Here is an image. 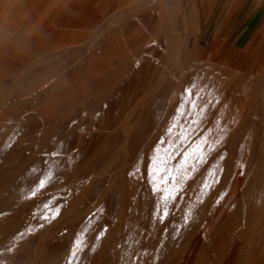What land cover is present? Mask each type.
<instances>
[{
    "label": "rangeland",
    "instance_id": "1",
    "mask_svg": "<svg viewBox=\"0 0 264 264\" xmlns=\"http://www.w3.org/2000/svg\"><path fill=\"white\" fill-rule=\"evenodd\" d=\"M42 1L0 0V97L24 91L50 65L58 72L69 58L82 65L61 85L41 89L45 93L35 99L37 107L16 106L0 115V195L17 189L15 172L4 168L8 157L1 145L7 135L11 142L5 154H17L19 177L26 180L41 167L51 175L45 184L53 186L0 209V264H69L77 237L83 246L74 264H247L237 252L230 253L236 242L245 251L259 234L264 237V0H171V47L163 32L157 34L164 72L146 89L132 71L118 77L122 61H130L135 21H143L141 0H102L101 11L105 9L95 23L93 5L100 0H85L76 18L65 10L74 0ZM39 3L44 6L34 15ZM62 13L64 21L77 25H56L54 19ZM80 18H90V27L81 25ZM51 26L54 34L42 36ZM24 28L37 31L30 33L31 40L19 41L14 32ZM43 46L50 52L59 46L63 60L43 59ZM70 46L76 49L68 53ZM24 71L30 72L17 88L15 81ZM161 85L169 94L163 99L169 110L165 105L147 132H140L154 108V98L143 95ZM82 95L100 99L93 113L76 121L89 140L87 149L75 148L69 160L67 153L53 156L44 150L55 144V130L48 129L35 142L29 139L26 125L38 114L34 119L26 114L39 107L46 115ZM193 99L197 108L191 107ZM16 123L26 125L17 129ZM172 125L178 127L169 134ZM181 132L186 140L178 139ZM101 135L106 137L98 139ZM149 162L155 173L151 179ZM165 196L170 197L169 215L161 220ZM25 205V213L16 217L24 219L20 239L4 244L2 221ZM68 235L69 244L53 250Z\"/></svg>",
    "mask_w": 264,
    "mask_h": 264
},
{
    "label": "bare ground",
    "instance_id": "2",
    "mask_svg": "<svg viewBox=\"0 0 264 264\" xmlns=\"http://www.w3.org/2000/svg\"><path fill=\"white\" fill-rule=\"evenodd\" d=\"M43 1L46 2L47 0H43ZM50 1H52V0H50ZM84 2H85V0H74L65 8V10L67 9V11L71 12V14L74 17H75V15L77 17V15H81V13H78V14H76V13L80 12L81 9L86 6V5L83 6ZM101 3H102V0L98 1L95 5H93L94 6L93 8H95V15H94L93 19H91L92 20L91 22L95 23V20H97L96 22L99 21V18L102 15L103 9H105V8L102 7L103 9L101 11V6H102ZM110 5H112V4H110ZM138 5L140 6V3H138ZM43 6H44L43 4L41 5V3H39L38 4V8L35 9V11L32 12V13H34V15H37L41 11ZM136 6H137V4H136ZM117 7H118V5H117ZM141 7H144V8H141L142 9L141 12H144L143 21H140V20L136 19V21H135L136 22L135 23L136 31H134V35H133L132 39L129 41V43H130V52H131L130 53L131 56L129 57L130 61L127 62V60H126L127 58L125 59L126 61H124V62L122 61V64L120 65V70L118 72V77H120V76L124 77V75H126V73L132 71V74H133L134 78L138 81L139 87L142 88V89H146L147 86L149 85V83H153L155 81H158V79L160 78V76L164 72L161 69L163 67H162V64L159 62V56L157 54L158 48H159V45H158V42H157V34H159V32H163L165 34L164 39H165V41L167 43L166 46H168L170 48L171 46H170V42H169V32L171 30V18L173 17V14H172V11H171V8H172L171 7V0H141ZM65 15L66 14H64V13H62V16L60 14L57 15L56 19H54L55 20L54 22H56V25H58L59 23L62 24L63 27H66L68 25H73V26L77 25L76 23L72 22V19H71L70 22L67 21V20L64 21L63 17ZM69 16H70V13H69ZM136 16H137L136 18H138V19H140L142 17L141 16L139 18L140 15H136ZM174 16H176V14ZM81 18H80L81 25H83L84 27H90L91 22L88 21L90 18H88V19H85V18L81 19ZM155 18H156V23L155 24H157V25L152 24L153 20L155 21ZM122 22H124V21H122ZM176 23L178 24V22H176ZM46 25H48V23H46ZM159 26H160V28H159ZM80 27H82V26H79V28ZM34 30H33V32H34ZM53 30L54 29L52 28V26L48 27V29H45V32H43L42 36L46 35V33L49 34V35L50 34H54ZM35 31H37V30H35ZM33 32L32 33L28 32L29 33L28 34L27 33V28H24V30H22V31L16 30V32H14V36L17 37V39L19 41L26 40V39L29 40L30 39L29 35H30V33L31 34L35 33V32L34 33ZM62 35H64V34H62ZM31 36H33V35H31ZM37 38H38V36H37ZM37 40L38 39H36L35 41H37ZM118 40L122 41L119 38H118ZM112 42L114 43V41L111 40V45H109L110 49H111V46H112ZM44 46H43L42 49H44ZM46 46H45V48H48L49 45L47 47ZM93 46H94V44H93ZM120 47L122 48V46H120ZM72 48L73 47H71V49L68 48V50L66 49L68 51V53L73 52L76 49V48L75 49L74 48L72 49ZM112 48H113V46H112ZM117 48L118 47H116L115 49H117ZM49 49H51V48H49ZM59 49H60L59 46L53 47L52 52L45 51V49H44L42 51L43 53H42L41 57L43 59H45V58L47 59L49 57H55V58L59 59V57H61L63 55V54H61V52H57V51H59ZM121 51H123V50H121ZM116 53H118V51L115 52V54ZM53 54H55V56H53ZM110 55H112V54H110ZM116 55L118 56V54H116ZM105 56H107V55H105ZM112 56H114V55H112ZM124 56H123V59L125 58ZM205 56H206V54H205ZM89 57H90V55H89ZM112 58H114V57H112ZM117 59H119V58H117ZM117 59H115V61ZM33 60H34V58H33ZM62 60H63V58H62ZM53 61H55V60H53ZM55 64H56V62H55ZM33 65L35 66L36 64H33ZM81 65H82V62H79V61L76 62V59H74V58H69V61H67V63L65 65H63V67L59 70V72L56 69H55L56 71L53 70L52 69V65H50L46 70H44L42 72V74H40V76H38L36 79H33L32 81H30V86L28 88H26L24 91H22V92L20 91L19 94H17L18 92L17 93L11 92V93H9L10 95L8 94L6 97H0V115H1V117L2 118L5 117V115L7 113L8 114L10 113V111H11L10 109L14 108L16 106H19V107H27V106H29L31 108L33 107V105L36 106V104H34L35 99L41 97L42 95L44 96V93H45L43 91H42L43 93L39 92L41 89H44L47 86L48 87L51 86V88H53V87L58 86L59 84L61 85V83L63 82L65 77L71 71L76 70V68L80 67ZM30 68H32V66ZM29 72L30 71H24L23 72L24 73L23 76L21 75L22 78H20L17 81H15V82H17V88H22L20 85L26 80V78L28 77ZM18 76H20V74ZM222 84H223L224 87L228 86V85L225 86L224 83H222ZM14 87H16V86H14ZM23 88H25V87H23ZM163 88H164V86L161 85V87H156L153 90H151L149 92H146L143 95L144 98H147V97L148 98H154V101L152 103V106L154 108H153V110H150L151 115H149L146 123H144V125H142L139 128L140 132H145V131L147 132V129H149L151 122L155 120V118L158 116V114L161 112V110L164 109L165 105L168 106L165 109L169 110L170 103L168 101H167V103H165L163 101V99L168 97L169 94H165V91L163 90ZM227 88H229V87H227ZM230 88H232V86ZM17 91H19V89ZM172 99H173V97H172ZM99 100L100 99L97 98V97H91L89 95H85V96L82 95V96H79L78 98L76 97V99L74 101L62 102V103H60L59 106L57 105L55 108L51 107L52 110H50V112H48L46 115H43V114L46 113V111L44 109L39 108V107H38V109H36L37 106L36 107L34 106L35 107L34 108L35 111L32 112V113H28L26 115L28 117H33L35 114H38L37 115L38 118L35 115L33 117V119L35 117L37 118L35 121H32L31 123H28V125L25 124L26 122L23 123L24 125L28 126V128L30 129L29 130L30 134L28 132L29 139L32 140L33 142H35L38 137H40L42 135H45L46 131L48 129L55 130L57 132V134H58V138L55 141V144L52 147L46 148L44 150L45 151H49L51 153H56V152L67 153V155H69V157H68L69 160H72V156L71 155H73V157H74L75 148L81 147L82 149H87L88 148V144H89L88 143L89 140H87L84 137L83 133L81 132L82 124H77L76 121L81 119L82 117H84L86 115H89V114L93 113L95 105H97V104L99 105L100 104ZM170 101H172V100H170ZM48 106H51V105H48ZM44 107H45V105H44ZM137 108L139 109V107H137ZM137 108L135 110H137ZM38 112H41V113L39 114ZM162 115L164 116V114H162ZM20 124L19 125L17 124L18 125L16 127L17 129H19L18 128L19 126L21 128V126L23 125L22 123H20ZM28 128L26 130H28ZM102 137H106V136L101 135V136H99L97 138L99 139V138H102ZM5 138H6L5 142L1 146H3L2 152L4 151L6 153L7 152L6 147H8L9 143L11 142V138L9 136V138H10L9 139L8 135ZM2 141H1V144H2ZM117 142H118V140H117ZM5 153H3V156H5V157L7 156L8 157V160L6 159V161H8V162L4 165L5 166L4 168H5V170L6 169H12L15 172V176L13 177L12 181L14 182V184L17 185V189L14 192L10 191L9 194L6 193V197L8 196L7 199H5L6 198V197H4L5 195L4 196L0 195V209H1V211L10 209L11 203L15 199L26 197V196H31V195H33V192H35V193H37L38 191H42L43 192V191H48V190L53 188L52 183L45 184L46 186L43 189H40V188L36 187V185L39 183V180L41 178H44L45 181L47 179H50L51 175H50V172H49L48 169H44V168H41V167H36L34 169L33 174L29 178H27L26 180L22 179L18 175L19 174V168H20V161H17L16 158H15V156L18 157L17 154L9 155V154H5ZM48 160H50V157H49ZM26 210H27V205L23 206L19 211H17V213L14 215L13 218H11V219L8 218V220L6 219L5 221H2V222H5L4 223V225H5L4 228L5 229L4 230L7 231L6 238L2 239V240H4L3 241L4 244L12 245L13 243L17 242V240H18L17 238L20 239V237H17V235L20 232V230L23 229V225H22L23 223L22 222L24 221V219L23 220H19L16 217H18L19 215L25 213ZM0 227H2V226L0 225ZM46 234H49V232H47ZM261 235H263V234H261ZM250 236H252V235H250ZM224 239L226 240L227 238L225 237ZM249 239H250V241L252 240L251 238H249ZM33 243H35V242L32 241L31 244H33ZM67 244H69V235L67 237H65V238H63V237L59 238V240H57L55 246L53 247V250H56V251L62 250ZM30 246H31V248L33 247L32 245H30ZM247 246H248L247 249L245 251H242L241 247H239V249H238V243L237 242L234 243L230 255L232 254V256H234L236 254V252H237L238 256H243L246 259V263L247 264H264V237L260 236V234H259L257 239L256 240L254 239V241H252V243L250 245H247ZM46 251H48V248H46ZM229 258L230 257H228V260H229Z\"/></svg>",
    "mask_w": 264,
    "mask_h": 264
},
{
    "label": "snow or ice",
    "instance_id": "3",
    "mask_svg": "<svg viewBox=\"0 0 264 264\" xmlns=\"http://www.w3.org/2000/svg\"><path fill=\"white\" fill-rule=\"evenodd\" d=\"M185 94H186L187 96H189V97L192 96L191 91H190V90H187V89L185 90ZM196 99H199V97H196ZM190 103H191V107H192V108H197V107H198V105H197L196 102H195V99L191 100ZM177 112H178V114L181 115V116L187 115V113H180V112H179V109L177 110ZM191 123H192V124H195L196 122L193 120V121H191ZM173 127H178V125H172V126H170V127L168 128V133H169V134H171ZM193 134H194V133H193ZM178 139H185V140H186V139H187V136L185 135V133L181 132V134H180V136L178 137ZM163 143H166V141H161V144H163ZM52 155L55 156L56 154L53 153ZM197 159H198V160H201V158H199V157H198ZM201 162H202V160H201ZM136 171L139 172L140 170L137 169ZM166 171H167V170L165 169V172H166ZM130 175H133V173H130ZM154 175H155V173L152 171V168H151V162H149V166H148V177H149V179H151ZM160 179H161V181H164V176H161ZM49 182H51V181H49ZM45 186H46V185H45V179H44V178H41V179L39 180V183L36 185V187H38V188H40V189H43ZM161 186L163 187V184H162ZM203 187H209V185H208L207 183H204ZM153 191H156L155 186H154V188H153ZM178 194H179V192H178ZM34 195H36L35 192H33V196H34ZM168 198H170V197H169V196H165V207H164V209H163V211H162V213H161V216H160V219H161V220L165 219V218L169 215V211H168V208H167V199H168ZM102 236H103V231H101V232L97 235V239L102 238ZM82 246H83V242L79 240V237H77L75 240H73L72 249H71L70 252H69V264H74V262H75V260H76V257H77V255H78V249L82 248Z\"/></svg>",
    "mask_w": 264,
    "mask_h": 264
}]
</instances>
